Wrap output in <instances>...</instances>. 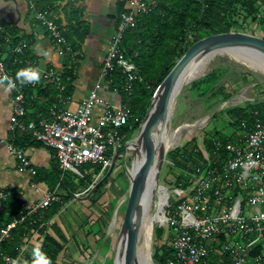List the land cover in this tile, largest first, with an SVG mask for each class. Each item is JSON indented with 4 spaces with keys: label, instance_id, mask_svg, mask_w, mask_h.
<instances>
[{
    "label": "built area",
    "instance_id": "2783aa9c",
    "mask_svg": "<svg viewBox=\"0 0 264 264\" xmlns=\"http://www.w3.org/2000/svg\"><path fill=\"white\" fill-rule=\"evenodd\" d=\"M29 1L33 6V0ZM155 5V0H125V11L107 41L99 79L74 109L62 105L69 103V99L62 96L64 84L56 71L49 70L40 73V78L47 77L55 83L57 94L49 103L46 116L33 111L28 118L24 85L0 60V80L11 92L9 131L24 132L32 141L51 149L62 172L70 171L83 178L85 172L78 166L88 163L100 164L96 179L106 172L112 155L124 145L125 127H130L132 111L122 96L114 102L101 96L98 90L114 66L119 67L124 76L123 91L128 95L134 91V84L142 80L140 69L121 50L120 41L124 31L135 24L136 15L152 11ZM50 13L46 7L36 12L35 18L51 39L66 45L65 52H69L62 25L48 18ZM25 47V42L21 41L13 48V53L19 54ZM28 83L34 86L39 80ZM260 100V107L253 105L249 118L240 121L242 133L226 141L213 140L216 150L223 148L228 154L220 159L219 166H212L209 158L199 160L184 186L175 183L173 192L180 197L170 200L168 194L163 225L169 228L167 233L171 238L167 244L173 256L167 258V264H264V210L261 208L264 205V96ZM97 106L101 107L99 111ZM8 149L20 160L19 171L36 172L24 153L16 151L12 145ZM55 191H48L33 202L27 215L43 211L57 201ZM6 196V192H0V198ZM245 205L249 207L247 213H243ZM25 218L26 215H22L0 229V241ZM30 231L32 237L35 231ZM13 259L5 257L8 264Z\"/></svg>",
    "mask_w": 264,
    "mask_h": 264
},
{
    "label": "trees",
    "instance_id": "16d2710c",
    "mask_svg": "<svg viewBox=\"0 0 264 264\" xmlns=\"http://www.w3.org/2000/svg\"><path fill=\"white\" fill-rule=\"evenodd\" d=\"M124 4L125 0H122L115 5V14L113 16L116 22L119 21L120 15L125 11ZM155 4L154 9L149 13L136 15L135 24L124 31L120 41L121 50L140 69L142 80L134 84V91L131 95H128L123 91L124 76L119 67L114 66L107 72L104 79L107 82L108 89L119 93L127 101L132 111V118L129 122L130 127H125L127 137L124 140H127L138 128L149 106L153 92L192 43L207 35L227 32L231 29L238 30L241 25L235 19H232L234 14L241 15L244 19L250 17L252 21L264 24V0H155ZM36 7L43 9L46 5L41 0H38ZM82 12V7L74 8L73 13H76L74 24L70 23L69 27L64 31V35L69 41L70 51L76 52L72 58L70 55L64 57L63 61L64 69L61 77L62 81H64V92L68 95L73 91L72 82L77 78L76 69L78 63L83 59L80 49L81 44L90 32L89 25L81 19ZM19 32L20 30L14 25L4 26L0 30V60L6 63L14 75L21 69L35 67L36 63V58L29 49L31 44L30 35L19 34ZM21 41L26 44L23 51L19 54H10V49ZM4 54L5 58H3ZM65 77L69 79L66 80ZM198 84L200 85V83ZM211 87V84H207L204 86V90H210ZM40 88V85L32 86L29 83L24 87L25 99L28 104L27 108L35 106L37 102L35 97L40 94L47 97L48 104L54 99L55 96L52 93H57V89L53 84L44 87V89ZM226 97L227 95L223 94V98ZM216 101L214 100L212 103ZM252 104L260 107L262 101L258 99ZM250 108L243 105L224 109L228 116L224 121L227 128L231 129V132L225 133V130L215 129L211 138L206 135L202 137L201 144L193 137L191 150L180 147L171 151V154L173 157L175 156L174 158L179 157L182 160L186 158L191 160L194 157V160H196L195 164L199 160L209 158L212 166L218 167L220 159L225 158L228 154L223 148L216 150L213 146V140L221 139L226 141L232 138L234 134L242 133L240 121L244 118H249L248 109ZM207 110H212V105ZM217 115V112L214 113L212 118H216ZM11 139H14L11 143L12 145H17L18 143V146H24L26 141L34 143L27 134L19 135V132H12ZM179 165L185 167L187 171H192L194 167L186 162H179ZM98 166L99 168L95 173L100 170V164ZM59 176L60 173L57 172V177ZM181 177L182 174L177 175L175 183L184 186V181L181 182ZM105 180L96 186V191ZM81 183L83 184L82 181H80ZM59 186L66 190L65 202L71 200L72 193L77 189V185L70 187L64 177H62L59 181ZM3 191L7 193V196L0 198V229L5 228L13 219L22 215H26V218L23 222L17 223L15 227L11 228L9 236L0 241V264H8L5 257L14 258L20 261V264H35V255L30 257L28 254L20 253L24 237L31 229L40 230L44 228L45 230L46 227L43 223L49 217H52L54 213L58 212L63 203L55 201L51 204L50 211L43 210L28 216L27 212L29 209L19 199V193L14 189H5ZM42 214L43 217H40ZM53 232L57 239L48 233H44L38 250L46 254L50 264H58L57 258L63 250L66 237L58 227L54 226ZM154 232L156 237L158 236L157 240L163 239H161L162 228L156 227ZM163 235L164 242L155 247L153 252L155 264H167V258L173 256V251L166 242L169 239V234L165 233Z\"/></svg>",
    "mask_w": 264,
    "mask_h": 264
},
{
    "label": "rangeland",
    "instance_id": "374dc122",
    "mask_svg": "<svg viewBox=\"0 0 264 264\" xmlns=\"http://www.w3.org/2000/svg\"><path fill=\"white\" fill-rule=\"evenodd\" d=\"M100 16L97 22L93 24L94 29H92L91 35L100 34L104 38V41L102 40L101 47H93L94 53L98 52L99 48V52L106 50L108 40L106 36L111 31L110 26L108 27V24H105L103 21L104 15ZM232 19H235L241 26L238 30H231L251 33L264 38V24L252 21L250 17L244 19L241 15L235 14L232 16ZM85 51L87 52V49ZM90 53L88 54L90 55ZM94 57H97L98 61L100 56L94 55ZM197 82L200 83L201 87ZM207 84L212 85L210 90H204V86ZM223 94H226L227 97L223 98ZM262 96H264V74L225 55H216L207 63L202 74L190 80V82L182 87L174 99L167 133L171 135V132H174L177 127L187 126L181 128L178 133L174 132L172 134L177 143L167 149L159 173V195L165 196L164 209H166L165 203L168 194L170 200L180 197L179 194L173 192V188L176 187L175 181L177 175L182 174L181 182L184 181L185 183L192 174L190 173L191 170L187 171L185 167H181L179 162H186L190 166H194L196 161L194 157L192 158L193 160H188L187 158L182 160L179 157L174 158L175 156L173 157L171 151L180 147L191 150L193 147V137L201 144L202 137L206 135L208 138H211L215 129L225 130V133L231 132V129L227 128L224 121V119L228 118L224 109L243 105L250 108L253 106L252 101L260 100ZM214 100L217 101L212 103ZM210 105H212V110H207ZM71 108L74 109L75 105H72ZM216 112L218 115L213 119V114ZM137 130L127 140L123 141L124 145L132 143ZM131 154V151L120 153L111 173L114 182L110 184L108 181H104L97 191L95 189L92 191L94 184L105 172L97 179V174L89 179L90 174H87L86 170L92 168L95 172L99 168V164L88 163L79 165L78 169L85 172L84 179L70 171H61V175L70 187L77 185V189L72 193V199L68 202H65L66 191L63 190L64 188H57L56 190L59 197L57 201L63 203V208L60 209L61 212L60 210L57 212L55 221L69 237V251L65 250L60 255L59 264H114L118 230L130 186L127 170L128 167H131ZM120 167L122 171L118 170ZM80 181L83 182V184L81 183L82 185ZM88 187L90 188L88 189ZM84 189L86 190L84 191ZM156 207L154 204H151L147 208L146 213L150 214V212L155 211ZM48 208L51 210L50 206ZM261 208L264 210V205ZM248 210L249 207L245 205L243 213H247ZM146 213L143 214V218ZM89 216H92V219L95 221L93 222ZM158 223L160 221L158 215H156V223L153 226L151 237L152 254L155 247L164 242L163 234L167 233V230L169 231L168 227H164L163 224L159 226ZM156 227H160L163 230L162 240H157L158 236L156 237L154 232ZM91 228L97 230L94 239H92V235H89V233L80 232L85 230L90 232ZM168 238L170 239V237ZM166 242L168 243V241Z\"/></svg>",
    "mask_w": 264,
    "mask_h": 264
},
{
    "label": "crops",
    "instance_id": "0c3cea01",
    "mask_svg": "<svg viewBox=\"0 0 264 264\" xmlns=\"http://www.w3.org/2000/svg\"><path fill=\"white\" fill-rule=\"evenodd\" d=\"M41 1L44 2L46 7H49L50 9L51 13L48 18L55 19V22L58 24V26L62 25L60 27L63 29V34L65 29L69 27L70 23L74 24V20L76 19L74 17L76 13H73V11L74 8L77 7H82L83 12L81 19L82 21H85V23H87L90 28L89 34L81 44L80 49L83 54V59L79 61L76 69L77 78L72 82L73 91L69 95L65 92L62 93L64 99H69V103H64L62 105L65 108H71L72 105H75L76 107L78 102L88 95V93L94 87L95 83L98 81L100 75V67L105 53V51L102 50L99 52L100 48L98 52H93V47H101V43L104 41V38H102L100 34L91 35V31L92 29H94L93 24L97 22L99 17H101L100 15H104L103 21L105 22V24H108V27L110 26V29L113 32L116 22L113 16L115 14V5L118 1L122 0ZM36 2H38V0H33L32 6L29 0H0V26L3 28L7 25H14L15 27H17V29L20 30L19 34L30 35L29 39L31 41V44L29 45V49L36 58L35 68L39 69L40 73L54 70L61 77L62 71L64 69V57L70 55L72 58L73 56H75L76 52L69 51L71 52L70 54L69 52H65L66 45H64L63 43H58L51 39V36L46 31L45 27L37 18H35V13L44 9L37 8ZM111 31L106 37L109 38L110 34L112 33ZM66 42L67 44H69V41L67 39ZM86 49L87 52L85 51ZM11 53L14 54L13 48L10 49V54ZM88 53H90V55ZM94 55L100 56L98 61L96 59L97 57H94ZM5 57L6 56L4 54L3 58ZM62 82L64 84V81ZM50 84H53L56 88V84L51 82L47 77H41L37 85H40V87L41 85L42 87H46L50 86ZM23 85L25 87L26 85H28V83H23ZM42 87L40 89H44ZM98 92L101 96L114 102L119 101L121 98V95L119 93L108 89L106 81L98 90ZM56 94V92L52 93L53 96H56ZM10 96V90L5 85V83L0 80V192H5L3 191L5 189L16 190L19 193V199L23 201L24 206L26 208H29V206L33 202L41 199L46 192L55 191L57 190V188L60 189L61 187L59 186V181L63 176L61 175V169L59 168L58 162L54 158L53 151L51 149L44 147L37 142L31 143V141H26L24 146H18V143L17 145L11 144L14 139H11L12 132H10L8 129L11 109ZM35 99L37 101L35 106H29V108H27L28 118L32 116L31 114L33 111H36L40 116L47 115L49 106L47 97L40 94L39 96L35 97ZM39 102L41 103L38 104ZM96 109L99 111L101 107L97 106ZM23 133L24 132H19V135H22ZM24 134L26 135V133ZM9 145H12V147L16 149V151H20L28 157L31 165L36 171L34 174H31L27 170H18L20 160L12 151L8 149ZM89 170H92V168H90ZM118 170L122 171V168L120 167ZM57 172L60 173L61 179L60 176L57 177ZM88 173L90 174L89 179L97 174L94 171H88L87 174ZM111 173L106 178L107 180H105V182L108 181L110 184L114 182ZM55 193L57 194L58 191H55ZM62 208L63 206L60 207V209ZM49 210V208L45 209V211ZM40 217H43V214ZM89 217L90 219L93 218L92 216ZM55 218H57V212L43 223L46 227L45 230L44 228H41L40 230L33 229V231H35V234L32 237L31 231L27 233L21 246V249L24 247L23 251L21 250L22 254H28L30 255V257H33L41 245L44 233H48L57 239L55 233L53 232V227L55 226L58 227L62 234L66 237V243L57 258V263L59 264L60 255L65 250L69 251V237L66 235L65 231L57 224ZM92 221L94 222L95 220L92 219ZM80 232L85 234L89 233V235H92V239H94L97 230L91 228L90 232L86 230Z\"/></svg>",
    "mask_w": 264,
    "mask_h": 264
},
{
    "label": "water",
    "instance_id": "95a60500",
    "mask_svg": "<svg viewBox=\"0 0 264 264\" xmlns=\"http://www.w3.org/2000/svg\"><path fill=\"white\" fill-rule=\"evenodd\" d=\"M236 50H241L249 56L264 57V38L251 33L230 30L207 35L192 43L153 92L149 108L137 128L133 147L128 148L125 144L121 148L116 149L105 174L94 184L92 191L112 172L121 152H132V168L133 160L136 158L138 149L141 146L140 163L134 174H129L130 186L127 193V202L118 230L117 240L122 243L118 259L123 261V264H138L137 244L143 220L140 199L145 193L146 182L151 172L154 174V181L158 182L159 173L167 151V148L162 146L159 140L162 138L166 124L171 118L174 99L183 87L182 83L178 82L180 74L196 57L210 61L224 51L233 52ZM154 126H157V138L155 145H151L150 136ZM154 153L156 154V164L153 170L152 157ZM149 257L151 264H154L151 251ZM113 263L115 264V259Z\"/></svg>",
    "mask_w": 264,
    "mask_h": 264
},
{
    "label": "bare ground",
    "instance_id": "6f19581e",
    "mask_svg": "<svg viewBox=\"0 0 264 264\" xmlns=\"http://www.w3.org/2000/svg\"><path fill=\"white\" fill-rule=\"evenodd\" d=\"M218 55H225L231 58L232 60L240 62L264 74V57L253 56V55L249 56L247 53H244L241 50H236L233 52L224 51ZM208 62H209L208 59L204 60V58L196 57L188 64V66L180 74L178 82L182 83V86H184L186 83L190 82V80L198 77L200 74L203 73ZM186 126L187 125H184L183 127H186ZM183 127L182 126L177 127L176 130H174V132L178 133L180 129ZM156 131H157V126H154L152 130V134L150 136L151 145H155L156 143V138H157ZM167 132H168V123L166 124L162 138L159 140L161 145L168 149L172 145H175L177 141L172 137V134L174 132H171V135H169V133ZM134 139L131 144H127L128 148L133 147ZM140 147L138 149V154L136 158L133 160V167L132 168L128 167V172H129L128 176H130L129 174L131 175L134 174L135 170L137 169L140 163V153H141ZM152 164H153L152 169L154 170L155 164H156V154L155 153L152 157ZM159 187H160L159 181L158 182L154 181V174L151 172L146 182L145 193L143 197L140 199V209H141L142 214H144L146 213L147 208L151 204H154V206H157V207L155 208V211L150 212V214L146 213L145 217L142 220L140 238L137 244L138 264H151L149 256H150V251H151L152 230H153L154 224L156 223V215H158L160 225L164 224L166 220L165 219L166 214L164 213V206H163L165 202V196L159 195ZM121 248H122V243L119 240H117L116 248H115V255H114L115 264H123V261L118 259V253L121 251Z\"/></svg>",
    "mask_w": 264,
    "mask_h": 264
},
{
    "label": "clouds",
    "instance_id": "9594fccd",
    "mask_svg": "<svg viewBox=\"0 0 264 264\" xmlns=\"http://www.w3.org/2000/svg\"><path fill=\"white\" fill-rule=\"evenodd\" d=\"M16 79L19 80L21 84L35 82L40 79V71L35 67L24 68L16 73ZM10 86L15 87V84H11ZM35 256V264H50V261L44 252L38 250L35 253ZM11 264H20V261L13 259Z\"/></svg>",
    "mask_w": 264,
    "mask_h": 264
}]
</instances>
